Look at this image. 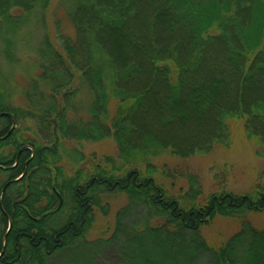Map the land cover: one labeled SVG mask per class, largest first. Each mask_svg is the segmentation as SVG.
Here are the masks:
<instances>
[{"label":"trees","instance_id":"trees-1","mask_svg":"<svg viewBox=\"0 0 264 264\" xmlns=\"http://www.w3.org/2000/svg\"><path fill=\"white\" fill-rule=\"evenodd\" d=\"M52 1L0 0V37L45 21ZM66 16L74 36L59 33L58 45L44 37L38 78L19 94L25 108L8 102L0 79L1 262L68 264L91 248L92 264L110 247L127 264H264V229L245 223L219 247L201 236L216 217L263 213L264 183L200 198L194 177L170 196L153 164L227 147L230 121L264 143V0H72ZM26 121L43 136L13 129ZM108 140L117 159L63 157V141ZM119 195L127 204L112 235L90 241L97 213L107 216L105 201Z\"/></svg>","mask_w":264,"mask_h":264},{"label":"rangeland","instance_id":"rangeland-1","mask_svg":"<svg viewBox=\"0 0 264 264\" xmlns=\"http://www.w3.org/2000/svg\"><path fill=\"white\" fill-rule=\"evenodd\" d=\"M71 2L72 0H53L45 21H41L40 17H32L29 20V25L19 34L0 37V79L11 92L8 97V102L11 105L17 108L27 106L19 94L22 89L29 88L38 78L39 52L44 47V37L50 35L52 42L58 45L59 33L70 37L74 36L73 26L66 16L67 12L71 10ZM6 39H10L12 42L10 50L13 56L12 61L5 56L8 43ZM84 97L87 105L88 96L84 95ZM78 115L82 116V112L79 111ZM229 125L231 139L227 147L219 146L210 154L198 155L190 159H178L163 154L153 160L158 172L157 176L170 196L179 197L182 193H186L189 189V179L194 177L198 179L203 189L200 198H206L222 189L237 194H246L253 190L259 180L260 183H264V143L249 140L243 122L230 121ZM14 129H18L21 132L20 135L27 140L34 138L35 132L42 134L31 121L18 122ZM62 143L64 158L75 149L83 151L86 156L96 153L100 158L111 156L117 159V146L112 140L99 144H78L72 141H63ZM66 168L69 169L71 166L66 164ZM223 172H226L227 176L218 186L217 179ZM2 180L3 178L0 176V183ZM200 201L202 202V199ZM105 202L109 207L108 215L103 216L100 212L97 213L96 223L88 236L90 241L109 238L114 230L116 214L127 204L126 198L122 195L115 196L109 202ZM245 223H249L258 230L264 229V212L249 213L237 219L216 217L209 226L202 228L201 236L211 247H219L235 235ZM138 243L135 239L134 244ZM139 244L141 245V243ZM128 248V252L132 255L137 253L136 250H132L131 246ZM88 250L85 252L81 249L76 253H70L72 259H68V264H88L93 257L94 249L89 248ZM101 251L100 256L94 259L92 264H127L118 250L109 247L103 248ZM63 258L67 259V256L64 255Z\"/></svg>","mask_w":264,"mask_h":264},{"label":"flooded vegetation","instance_id":"flooded-vegetation-1","mask_svg":"<svg viewBox=\"0 0 264 264\" xmlns=\"http://www.w3.org/2000/svg\"><path fill=\"white\" fill-rule=\"evenodd\" d=\"M8 135H10V133ZM4 239H5V236L3 237V241H2V251L0 252V264H4V262H1V259H2L3 255H4V253H5V243H6L7 237H6L5 241H4Z\"/></svg>","mask_w":264,"mask_h":264},{"label":"water","instance_id":"water-1","mask_svg":"<svg viewBox=\"0 0 264 264\" xmlns=\"http://www.w3.org/2000/svg\"><path fill=\"white\" fill-rule=\"evenodd\" d=\"M15 128V126H13V129ZM11 133V132H10ZM6 187H7V185H6ZM6 187L3 189V191H2V193H4V191H5V189H6ZM11 224L9 225V229H8V233L10 232V230H11ZM5 239H6V236H5ZM5 239H4V241H5Z\"/></svg>","mask_w":264,"mask_h":264}]
</instances>
